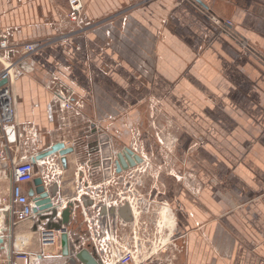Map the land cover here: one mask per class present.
<instances>
[{"label": "crops", "instance_id": "obj_1", "mask_svg": "<svg viewBox=\"0 0 264 264\" xmlns=\"http://www.w3.org/2000/svg\"><path fill=\"white\" fill-rule=\"evenodd\" d=\"M133 1L87 0L85 27L76 29L67 0H0V35L16 45L51 40L31 56L32 73L16 80L20 141L7 147L0 139V212L11 202L12 160L58 141L73 146L95 124L111 135L115 150L130 147L146 165L171 160L183 171L181 180L165 172L151 188L171 205L167 245L151 262L264 264V64L193 3L150 0L124 13ZM204 3L264 56V0ZM60 84L84 101L81 116L68 119L59 110L53 89ZM67 158V170H46L51 158L37 166L41 175H62L65 200L75 194L81 165L75 154ZM96 168L93 174L101 172ZM31 185H22L27 195ZM74 220L69 228L81 242L88 231ZM41 224L0 218L7 229L0 264H12L19 236H27L26 252L40 251ZM71 259L61 254L38 264Z\"/></svg>", "mask_w": 264, "mask_h": 264}, {"label": "built area", "instance_id": "obj_2", "mask_svg": "<svg viewBox=\"0 0 264 264\" xmlns=\"http://www.w3.org/2000/svg\"><path fill=\"white\" fill-rule=\"evenodd\" d=\"M149 1L134 0L131 6L124 10V13ZM184 1L201 7L200 9L207 18L221 26L223 32L234 37L232 22L221 20L211 14V12H208L207 9L205 10L199 3L204 2V0ZM67 2L69 5L67 14L69 21L76 29L84 28L83 16L87 0H67ZM50 41H34L16 45L9 40L8 36L0 35V81L7 80V83L0 87V139L6 141L5 146L7 147L20 141V123L17 118V96L15 93L16 80L23 74L32 73L31 56ZM240 43L246 54L259 55L257 50L251 48L247 40L244 39ZM53 95L59 110L65 114L66 118L73 119L81 116L84 101L81 99L76 100L74 91L70 90L69 93H66L53 89ZM34 157L28 156L12 160L14 184L11 189V202L2 209V212L12 215L14 225L28 221L35 216V204L24 192L23 184L32 181L36 176H41L46 186L51 185L53 182H58L59 188H62V175L58 174V176L56 175L58 178H56L54 174L52 175L48 171L42 173V175L40 170L36 172ZM45 165L46 170H49V168L51 170L54 167V172L64 169L61 157L55 159V155L51 157V162L46 161ZM139 166L121 173L113 172L108 180L98 177L100 172L93 174L92 171H90L91 177L88 178L86 170L82 168L85 176L81 178L77 175L76 177L77 189L79 183L81 184V189L75 192L72 198H67L66 200L64 197L53 199L55 206L59 209L65 208L70 200L79 202V206L73 208V217H77L80 214L88 231V235L81 241V246L84 247L85 242L90 243L103 264H148L167 245L166 230H164L162 225V210L167 205L165 202L156 203L154 199L150 201V197L146 198L138 190L134 191L131 188L132 181L130 180L138 175L137 171L141 169ZM85 183L87 184L86 187L84 186ZM119 184H123L129 194L112 190V187L116 188V185ZM84 194L93 202L89 207L84 206L81 201V197ZM126 203L131 206L134 217V222L131 224H126L119 217L114 218L108 213L101 214L100 208H97L100 205L111 208L125 205ZM154 204H157L158 210L155 208L154 210L158 212L159 219L157 216H152L155 212L152 213ZM56 219L53 224L57 223ZM59 219L61 218L59 217ZM39 233L40 251L28 253L23 248L15 247L12 252V264H20L18 259L22 260V264H32L38 256L49 257L62 254L61 230L43 229ZM2 260L3 258L0 257V261Z\"/></svg>", "mask_w": 264, "mask_h": 264}, {"label": "water", "instance_id": "obj_3", "mask_svg": "<svg viewBox=\"0 0 264 264\" xmlns=\"http://www.w3.org/2000/svg\"><path fill=\"white\" fill-rule=\"evenodd\" d=\"M199 3L202 7H207L204 2ZM234 37L239 42L244 40V38L237 36L236 34ZM255 55L264 64V56H262V54ZM6 83V79L0 81V87ZM55 89L66 93L70 92V89L62 84L58 85ZM56 154L60 155L61 163L65 170L69 168L67 156L75 154L77 162L81 164L80 167L86 170L85 172L87 173L88 178L91 177V168H98L100 166L99 171H101L100 173L103 174V178L105 180L110 179L113 172L121 173L123 171L136 168L138 165L145 162V159L140 154L134 152L130 147H126L120 152L115 150L112 144L111 135L107 132L101 131V129H99L95 124L89 125L87 129L78 138H76L73 146H66L63 141H58L50 145L45 151L37 154L33 158V161L36 165V172L39 171V168L37 167V163L39 161L42 159L51 158ZM85 172L82 170L79 171L78 176L82 178L85 176ZM84 186L86 187L87 184L85 183ZM78 189H81L80 183L78 185ZM60 195L61 191L58 182H53L51 185L46 186L43 177L36 176L32 180L31 187L28 189V196L35 204V216L32 219H40L41 221L45 222V224L42 226L44 230L55 229L62 231V254L64 256L70 255L72 257L71 262L73 264H75L76 261H80L82 264H103V262L98 257L96 258L89 249L82 247L81 242H78L77 238H75L69 230V226L74 220L72 213L73 208L75 206H79V202L70 200L65 208L59 209L57 206H55L53 199H59ZM81 201L86 207H89L93 204L86 194L82 195ZM97 208H100L101 214L108 213L114 218L119 217L126 224H131L134 222L131 206L128 203L111 208L100 205ZM59 214L62 217V221L60 223L58 222L53 224V221L58 217ZM8 215V213L0 212V218L6 217ZM6 231L7 229L4 231L0 229V236L1 234L4 235V232ZM41 258L43 257L38 256V258L34 260L32 264H38V261Z\"/></svg>", "mask_w": 264, "mask_h": 264}, {"label": "rangeland", "instance_id": "obj_4", "mask_svg": "<svg viewBox=\"0 0 264 264\" xmlns=\"http://www.w3.org/2000/svg\"><path fill=\"white\" fill-rule=\"evenodd\" d=\"M135 133H136V136H138V132H135ZM129 136L131 138V135L130 134H129ZM166 161L167 162H164V161L158 162L157 160H152V163H150L148 165H146V163H142L143 165L140 164L139 168H141V169L137 171L138 172L137 173L138 175H136L135 178H132L130 180V181H132L131 182V188H132V190H134V191H137L138 190V192L140 194H142L146 198H149L150 197V201L154 199L156 201V203L165 202V199L164 200L161 199V196L158 193L159 191H157L156 189L151 190V188L155 186V180H156V178H159V180H160V177H161L162 174H165V172H168L169 173L170 171L172 172V174L174 175V177H177V178L179 177L178 178L179 180H181L182 175H184V174H182L183 171L181 169L178 170L177 167L179 165L177 166V163L176 164H172L173 161H171V160L170 161L169 160H166ZM166 163H168V165ZM81 170H82V168L80 167L79 170L77 171V175H78V172L81 171ZM139 184H142V185H139ZM74 186H75L74 190H75V192H77L79 190V189H77V184L74 183ZM156 188L160 189V186L158 185V187H156ZM112 190L117 191V192H123L125 194H129L127 192V190L125 189V186H123V184L116 185V188L115 187H112ZM68 197H70V195ZM165 204L167 205L166 207H170L171 206L170 203H168V202H165ZM156 205L154 204L152 213L154 211L155 212H154V215H152V216H157L158 219H159V215H157L158 212L156 210H154V208L158 210V208H157ZM166 209L167 208H163V210H162V221H163L162 225H163L164 230H165L164 220L167 219V216H166V213H165V210ZM59 217L61 218V215L60 214L57 217L58 219H56V222L57 223L58 222L60 223L62 221V219H59ZM76 218H78L77 223L81 227L80 229H82L84 226L86 227V224H85V222L83 220V217L80 214H78ZM74 219H75V217H74ZM38 220H40V219H38ZM73 221H75V220H73ZM73 221L71 223V225H73V226H71V227L75 228L76 224H74ZM41 222L43 224V221H41ZM42 224H41L40 228L38 229V232H40L41 230H43V227H42L43 225ZM69 230H70V228H69ZM71 230H72V228H71ZM70 232H71V234L73 233L72 231H70ZM15 239H16V236H15ZM15 247L22 248L21 245H19V246L17 245ZM158 262H157V260L154 261V262H151L150 261V262H148V264H153V263L154 264H158ZM160 262H162V261H160ZM163 263L164 262H162V264Z\"/></svg>", "mask_w": 264, "mask_h": 264}, {"label": "bare ground", "instance_id": "obj_5", "mask_svg": "<svg viewBox=\"0 0 264 264\" xmlns=\"http://www.w3.org/2000/svg\"><path fill=\"white\" fill-rule=\"evenodd\" d=\"M174 221V220H173ZM26 238H27V236L25 237V236H19V237H17V245L19 246V245H21V241H25L26 240Z\"/></svg>", "mask_w": 264, "mask_h": 264}, {"label": "flooded vegetation", "instance_id": "obj_6", "mask_svg": "<svg viewBox=\"0 0 264 264\" xmlns=\"http://www.w3.org/2000/svg\"><path fill=\"white\" fill-rule=\"evenodd\" d=\"M79 232V230H77ZM72 232L74 233V231L72 230Z\"/></svg>", "mask_w": 264, "mask_h": 264}]
</instances>
